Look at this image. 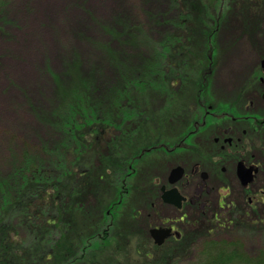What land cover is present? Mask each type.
I'll use <instances>...</instances> for the list:
<instances>
[{
    "label": "rangeland",
    "instance_id": "1",
    "mask_svg": "<svg viewBox=\"0 0 264 264\" xmlns=\"http://www.w3.org/2000/svg\"><path fill=\"white\" fill-rule=\"evenodd\" d=\"M238 1L236 5L227 6L224 19L213 28L216 30L215 55L212 71L206 75L208 82L203 104L197 100L198 87L195 83L171 84L170 88L178 92L175 100H170L163 90H155L144 83L138 88L128 84L123 91H127L132 99L123 102L129 114L121 121L120 127L116 125L120 120V109L112 106L109 112L110 118L114 119L113 126L102 122L101 113L99 121L87 128L83 119L86 109L80 106V102L77 103L79 106L74 108L78 113L74 124L78 128L76 133L82 134L84 138L89 129L94 132L95 128L96 132L90 139L82 140L84 163L91 160L96 171L100 167L106 168L107 164L102 158L100 164L98 153L115 158L112 155L113 147H106V144L117 146L120 130L132 129L140 124L141 119L136 117L138 114L148 119L140 124L143 131L141 134L131 138L129 143L124 140L121 142L126 157L131 155L128 150H135L140 143L154 141L164 143L161 144L163 146L174 139L181 143L187 135L183 132L190 127L188 120L199 119L196 122L202 123L208 106L219 115L229 111V115L232 112L237 116L241 112L242 105L252 93L246 90L251 89L247 85L256 83L260 63L262 59L264 61V5L260 4L264 1ZM169 5L170 0H0L1 177L5 178L12 172L14 161L30 156L50 159V151H53L55 154H64L65 165L71 170L64 180L65 185L76 179L79 170L72 165L75 159L73 145H69L72 139H69L67 145L63 144L67 148L59 150V145L71 128L64 126L62 120L55 119L59 106L61 110L65 105L60 100L59 85L72 89L79 74L82 80H94V97H98L107 90H114L120 83L123 84L121 74L147 65L152 48L171 29V25L165 23L168 17L162 16L168 11ZM169 14L175 16V13ZM152 15L158 18L152 19ZM127 26L132 28V32L120 35ZM138 28L142 32L135 33ZM145 36L147 38H142ZM136 37L142 38L140 42L135 40ZM205 39L203 36L192 37V42H199L197 45L202 47ZM197 53L201 54L199 51ZM197 53L192 52L193 55ZM118 57L122 64L128 66L117 67L115 58ZM150 65H153V61ZM167 68L163 65L161 70L169 72ZM69 107L68 103L66 109ZM99 108V112L104 110L102 105ZM168 108L169 111H165ZM256 108L261 111L264 103H257ZM167 115L171 117L165 119L163 116ZM217 123L224 125L227 122L221 119ZM215 124L210 123L193 142L211 151L207 153L202 148V154L207 157L215 152L210 145L212 133L218 132ZM260 145L264 146V143L258 141ZM261 153L256 162L264 168V149ZM176 156L169 157L161 151H154L140 162L130 164L131 178L128 176L129 180L125 181L123 188L126 190L121 189L124 193L123 201L117 212L113 213L115 220L110 228V235L114 236L115 242L90 253L88 259L91 261L80 259L75 264H196L200 251L210 242H238L250 256H256L264 250V224L250 222L264 216V196L257 197L260 203H254L251 208L242 199L239 184L228 172L221 177L220 171H213L219 167L218 164L212 169L208 163H203L204 160L197 161L190 151L177 153ZM189 158L199 162L202 170L212 175L209 183L212 192L206 197L210 203L209 210L206 215L186 210V218L178 225L183 237L158 246L149 231L159 227L166 220L165 215L179 217L181 212L176 214L165 209L159 197H154L155 193H148L153 189L152 178H158L161 184H165L168 170L174 165H187ZM223 165L230 168L228 164ZM95 170L88 169V173ZM86 175L80 177L84 185L73 191L74 196L70 197L69 193L66 212L63 214L64 223L71 221L69 202L77 201L79 206L74 212L76 214H72L74 221L66 227L67 236L61 246L65 250L60 252L61 247L57 248L59 255L68 253L75 236L82 234L91 237L90 233L97 230L99 222L104 224L101 215L103 208L108 202L116 200L113 182L109 186L106 185L108 180H104L99 193V189L87 185ZM132 187H137L140 192ZM251 189L253 192H264V169L258 174ZM185 192L188 195L191 193L188 189ZM219 194L226 196L225 200L220 201L223 209L217 205ZM49 202L45 200L41 204L48 206ZM46 211L42 210L41 215L32 212L23 221L20 218L14 219L10 240L0 252V264H36L34 260L52 238L46 225L42 229L34 227V223H40L45 218ZM214 216L228 225L217 227V222L212 219Z\"/></svg>",
    "mask_w": 264,
    "mask_h": 264
},
{
    "label": "trees",
    "instance_id": "2",
    "mask_svg": "<svg viewBox=\"0 0 264 264\" xmlns=\"http://www.w3.org/2000/svg\"><path fill=\"white\" fill-rule=\"evenodd\" d=\"M238 2V0H170L169 9L162 16L168 17L165 23L170 24L171 29L165 32L156 47L152 48V54L149 60L146 61L148 62L147 65L131 69V71L121 74L123 84L120 83L121 85L114 90L112 89L113 91L107 90L105 94L98 97H94V80H82L83 77L79 74H77L78 77L72 89L69 86L59 85L60 100H63L65 105H63L64 109L61 108V110V105L59 106L55 119H60L62 120L61 123H64V126L71 127L67 134L69 138L68 136L64 138L63 142L59 145V150L63 151L64 147L67 148L63 144L65 143L67 145L69 139H72V143L69 144L70 146L73 145L75 154L72 165H74L76 170H79V174L76 179L71 180L68 185H65L64 180L70 174L69 171L71 170L65 165L64 154H55L53 151H50V159H44L40 156H30L23 160L14 161L12 164V172L5 178L0 175V252L10 240V229L14 219L20 218L23 221V218L30 216L32 212L41 215L44 209L47 210L44 213L45 218H42L40 223H34V227L36 229H42L46 225L49 228L48 231L52 235V238L48 240V246L34 260L36 264H75L80 259H86L89 262L91 261V259H88L91 257L90 253L99 250L101 246L111 245L115 242L114 236L110 235V228L113 226L115 220L113 213L115 211L117 212V209L120 208V203L123 201L124 193L122 190H126L123 188L125 181L129 180L127 179L128 176L131 178L129 175V171L131 170L130 164L132 162H140L144 159L145 157L143 156H147V154L143 155L145 149L155 147L150 153L161 151V144L164 143L154 141L140 143L135 150H133L134 148L128 150V153H131L130 157L125 156L121 142L124 140L129 143L131 138L141 134L143 131L141 130L140 124L148 119V117L143 116L142 118L138 114L136 117L141 119L140 124H137L132 129L120 130L121 136L117 137V146L109 143L106 144V147H113L112 155L115 158L111 156L105 157L103 154L100 155L98 153L100 164L102 158L107 165H105L106 168L100 167L96 171L91 160L85 163L82 161L83 153L81 150L83 148L82 140L85 138L86 140L90 139L93 133H96L95 128L94 132L92 129H89L84 138L82 134H77L78 128L74 124L77 121L78 113L74 108L79 106L78 104L80 102V106L86 109L83 119L85 120V126L89 128L90 126H94L97 120L99 121L98 116L101 113H103L102 122L105 125L113 126L112 121L114 119L110 118L111 114L109 111L112 106L118 107L120 109V120L116 122V125L120 127L119 124L121 121L127 118L129 114V110L123 102L132 99L127 91H123V89L128 84L138 88L141 83H144L147 87H153L158 91L163 90L170 100H175L178 96L177 90L170 88L171 84L175 82H179L181 85L195 83L198 87V92L196 93L197 100L203 104V95L208 82L206 75L212 71L213 57L215 55L214 36L216 30L213 28L217 27L219 22L224 19L227 6L231 7ZM260 4L264 5V2ZM169 12L175 13V16L171 17ZM156 18H158L157 15H152V19ZM137 31L138 33L142 32L139 28L135 30V33ZM130 32H132V28L127 26L120 35L130 34ZM202 36L206 38L204 46L199 47L200 45H197L199 42H192V37ZM142 38L136 37L135 40L140 42ZM141 43H143V40ZM197 51L199 53L201 52V54L199 55ZM192 52L198 55H193ZM115 59L117 60V67L128 66L122 64L119 57ZM152 61L153 65H150ZM163 65L168 67L169 72L161 70ZM124 69L127 70L128 68ZM95 100L98 101L94 102ZM71 102L75 104H71ZM68 103L70 107L66 109ZM100 105L104 109L102 112H99ZM170 108L165 111L168 112ZM133 114L135 115V113ZM180 116L179 114L178 117ZM163 117L166 119L171 116L168 117L167 115ZM196 120L198 121L199 119L190 118L188 120L187 123L190 127L183 134H187L190 130H193ZM156 124V129H158V120ZM180 137L182 136L180 135ZM175 142H177L176 139L168 145L172 146ZM141 156L143 158L139 159ZM93 168L95 172L88 173V169L91 171ZM107 173H110L113 177ZM106 174L108 176L107 179ZM85 175L87 185L99 189V193L102 190L104 180H108L106 185L108 184L109 186L113 182L116 200L114 202H108L103 208L101 215L104 218V224L99 222L97 230L90 233L91 237H85L82 234L75 236L71 241V247L68 253L63 252V254L61 253L62 255H59L57 248L62 246V240L67 236L66 227L67 225L69 227L70 223L74 221L72 214L78 210L79 206L77 201L69 202L68 208L70 210L71 221L64 223L63 214L66 212L67 199L69 193L70 197L74 196L73 194L75 192L73 191H76L84 185L80 177ZM132 189L140 192V189L137 187H132ZM45 200L51 201L48 206L41 204ZM105 224L106 226H104ZM78 242L79 244H77ZM94 243L96 245H93ZM64 250L65 248H60V252ZM196 264H264V250L256 256H250L245 253L242 245L238 242H210L206 243L200 251Z\"/></svg>",
    "mask_w": 264,
    "mask_h": 264
},
{
    "label": "flooded vegetation",
    "instance_id": "3",
    "mask_svg": "<svg viewBox=\"0 0 264 264\" xmlns=\"http://www.w3.org/2000/svg\"><path fill=\"white\" fill-rule=\"evenodd\" d=\"M255 80L256 83H254V85H247L251 89L245 88L246 90H251L249 92L252 93L248 95L249 100L244 102L241 112L238 113L237 116L232 112L229 115V111L219 115L218 112H212V107L208 106L204 121H202V123L195 122L193 130H190L187 135H185L186 137L184 139L182 138L181 143L175 142L172 146L168 144L161 146V152L165 156L172 157L175 155V157H177V153L181 154L190 151L196 156L197 161L202 162V160H204L203 163H208L212 166V169L213 166L215 167L218 164L219 167L217 166L213 171H220V174H222L221 177H224L228 172L233 180L237 181L239 184L242 190V199L246 200L247 205L251 208L254 203L256 205L260 203L259 200L256 199L257 197L264 196L263 191L256 190L253 192L251 189L252 185L257 181L258 174L264 169L262 165L259 164L258 166V162H256V158L258 160L261 157V152L264 149L263 145L258 146V141L264 143V108H262L261 111L256 108L257 103H264L263 59L260 63L258 76L256 75ZM253 109L256 111H253ZM221 119L227 123L224 125L217 123ZM210 123H216L214 127L218 129V132L212 133V144H210L215 149V152L213 155L207 157L202 154V145H198V143L193 144V142L195 139H198L199 133ZM257 139L258 141H256ZM167 147L172 150H169ZM154 148L155 147L145 149L143 155L147 154L148 156ZM203 149L205 152L211 153V151H208V148ZM143 157L141 156L139 159ZM199 162H195V160L189 158L187 165H174V167L167 172L165 184H161L162 182L159 181L158 178H152L153 189L151 188V192L148 191V193L151 195L155 193L153 195H155L156 198L157 196L159 197L162 204L166 207L165 209L176 214L179 212L182 213L179 214V217L170 214L165 215L166 220L162 221L159 227H156V229L169 230L162 245L167 241H178L183 237L182 231L178 230V225L186 218L184 214L186 210L199 211L201 214L205 215L209 210L210 203L206 197L212 192V187L209 186L212 175L203 171L202 165ZM223 164H228L230 168H226ZM177 168L182 170L180 177L172 173L173 170ZM251 176L252 180L247 183V180H249ZM187 189L191 191L190 195L185 192ZM248 190H250V192ZM218 198L217 205L220 209H223L224 206L222 207L223 204L220 203V201H222V199L225 200L226 196H221V194H219ZM261 203L263 205V202ZM212 219L217 222V227H225L227 224L226 222L221 223L216 216L212 217ZM250 222L253 224H264V216L262 215L259 220ZM149 235L152 238L150 231Z\"/></svg>",
    "mask_w": 264,
    "mask_h": 264
},
{
    "label": "water",
    "instance_id": "4",
    "mask_svg": "<svg viewBox=\"0 0 264 264\" xmlns=\"http://www.w3.org/2000/svg\"><path fill=\"white\" fill-rule=\"evenodd\" d=\"M172 173L180 177V175L182 174V170L180 168H177V169H174ZM251 180H252V176L249 177V180H247V183L250 182ZM168 233H169V230H166V229H156L155 228V229L150 230V234L156 245H161L164 239L167 237Z\"/></svg>",
    "mask_w": 264,
    "mask_h": 264
}]
</instances>
